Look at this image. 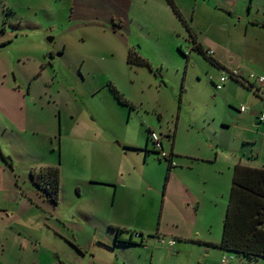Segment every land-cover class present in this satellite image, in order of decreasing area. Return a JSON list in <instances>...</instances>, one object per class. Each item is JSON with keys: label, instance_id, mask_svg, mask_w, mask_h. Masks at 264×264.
I'll return each instance as SVG.
<instances>
[{"label": "rangeland", "instance_id": "rangeland-1", "mask_svg": "<svg viewBox=\"0 0 264 264\" xmlns=\"http://www.w3.org/2000/svg\"><path fill=\"white\" fill-rule=\"evenodd\" d=\"M174 2L220 67L192 50L167 0H0V263L74 264L87 252V264H246L205 241L221 238L226 207L189 154L250 148L252 110L239 107L261 98L250 88L264 73V0ZM132 49L150 66L130 64ZM149 130L168 154L175 141L172 170L191 167L170 181ZM46 166L61 171L57 204L33 184ZM180 178L197 206H165ZM192 214L201 233L177 240Z\"/></svg>", "mask_w": 264, "mask_h": 264}, {"label": "trees", "instance_id": "trees-1", "mask_svg": "<svg viewBox=\"0 0 264 264\" xmlns=\"http://www.w3.org/2000/svg\"><path fill=\"white\" fill-rule=\"evenodd\" d=\"M167 1L175 14L186 25L192 40V50L202 55L212 64L220 67V63L214 58L213 53L198 41L195 32L184 20L174 0ZM180 51L186 57L188 56L181 48ZM128 62L130 64L150 66L149 62L139 55L138 51L133 49L128 53ZM111 90L119 102L122 104L127 103L116 87L111 86ZM150 132L151 130L148 132L149 136ZM173 154L174 152L171 151V156ZM2 157L7 160L5 155L2 154ZM165 160L170 161V159ZM9 164L13 166L11 162ZM169 167L172 168L171 163ZM31 177L35 186L45 191L48 199L54 204L59 202L61 171L58 166H46L41 168L37 174L32 171ZM215 246L235 254L238 259H242L246 264H251L252 260H257L258 258H264V169L242 165L235 167L224 221V235L221 242L215 244Z\"/></svg>", "mask_w": 264, "mask_h": 264}, {"label": "crops", "instance_id": "crops-1", "mask_svg": "<svg viewBox=\"0 0 264 264\" xmlns=\"http://www.w3.org/2000/svg\"><path fill=\"white\" fill-rule=\"evenodd\" d=\"M257 22L258 21L254 19L250 22V24L254 25ZM7 43L8 42L6 40L4 42H0V48L2 46L6 45ZM209 51H211L213 53V50L211 48L209 49ZM28 57L34 58V56H28ZM20 60H21V58H20ZM261 74H264V73H260L259 75H261ZM227 80H228V78H227ZM227 80L225 82L220 81V82L216 83L215 86L217 84L218 85L222 84L221 88H218L217 86H216V88L218 90H224L226 88V86H229L228 85L229 82L227 85H225ZM250 89L252 90V94L255 98H256V95L260 96L261 98L259 99L257 97L259 103L253 104L252 108L249 106L250 108L246 112V113H248L249 111L252 110L250 115L246 116L249 120L252 119V123H253L252 124V136L241 137V142H242V144L250 145L249 150L239 148L240 147L239 143H238V145H237V143L231 144L230 142H228L227 144L211 143L209 146V153L206 156H198V155H194V154H189L192 157L191 159H193L194 161H197L198 164H201V166H203V167H201L203 169L201 176L203 177L205 183H209L210 181L213 182L212 187H211V190H212L211 193L215 196L222 197L220 204L222 206L226 207L225 217L227 214V207H228L230 192H229L228 199L226 198V195H227L228 189H230V191H231L232 179H233L235 167L237 165H242V166H246V167H250V168L264 169V123L261 122V120H260V116L264 112V92H263V87L261 86V84L257 80L253 81ZM27 97H28V95H26V98ZM239 111H240V107H239ZM242 144H241V146H242ZM174 146H175V141L173 142L172 150H171L174 152V154H173L174 158L176 156L181 157V155H179V153L175 152V150L173 148ZM147 147L148 146H146V148ZM235 147H237V148H235ZM149 152L151 153V151H149ZM173 156H172V158H173ZM145 157H146L145 158V162H146L148 159L147 155H145ZM181 163H182L181 168L176 169V170H172L174 167L170 168V167H168L169 165L167 166V174H169L167 176L168 177L171 176L170 181L176 179L179 176V172H181L183 169H185L187 167H189V168L191 167V164L189 163V161H186V163L184 161H181ZM179 165H181V164L179 163ZM227 181H229L228 184H226ZM180 182H181V184H185L184 191L180 192L182 195L179 197L178 194L174 195L175 193H173V195H171L172 202H171V200H169L170 196H168L166 198L165 206H166L167 202H169V205L174 204V206H177L178 203L180 202L181 205L186 204V206L188 208L190 206L191 207L197 206L198 202H200V200H198V198L193 194V192L191 190V186L188 183H184V180L182 178H180ZM112 183H115V182H112ZM119 188L120 187L115 184L116 195L118 193ZM32 202L34 203V200H32ZM164 210H165V207H164ZM163 214H164V212H163ZM225 217L223 220V231H222V234L220 236L221 238H218L217 240L207 239V240H205V241H207V243L217 244V243L221 242L223 235H224ZM190 218L192 220V226H191L192 231L190 232L189 235H184L182 232H177V233H179V235L171 234L172 236L176 237L177 240L184 238L188 241L189 239H193V237H195V235L201 233L198 225L196 226V217L194 218V216L192 214L190 216ZM195 226H196V228H195ZM158 236H159V240H161V239L163 240V243L165 242V239L160 238V237H166L168 239L171 238V236H168L166 234L163 235L160 232L158 233ZM133 238L135 239V237L132 235L131 239H133ZM131 239H130V241H131ZM123 240H124V238H123ZM198 240H201V239L199 238ZM125 241H127V239ZM125 241H122L121 243H123V244L129 243V242H125ZM35 242L37 244L39 243L40 245L42 243V242H38V241H35ZM219 249L222 250L223 252H226V253L228 252L231 255L232 259L234 257L237 258L235 256V254H233V253H231L229 251H225L221 248H219ZM33 250H38L37 246H36V248H33ZM47 252H49V250H47ZM92 255L94 256L95 254L92 253ZM28 256L31 257L32 253H29ZM86 258H87V252L84 255H83V252H80L79 256H76L75 258H73V263L74 264H87L86 262H84ZM110 259L111 258H109V257L108 258L107 257H101L100 262H98V264H112L111 262H109ZM118 259L119 260H116V258L114 257L112 259V261L115 260L116 264H118V263L127 264V259L125 257H124L123 263H122L120 257H118ZM261 259H264V258H258L257 260H252V264H254L255 262H257L258 260H261ZM239 261L241 262L243 260L239 259ZM20 263L21 262H19V264ZM0 264H9V263L8 262H6V263L1 262ZM54 264H60V263L54 262ZM63 264H66V262L63 261ZM95 264H97V263H95Z\"/></svg>", "mask_w": 264, "mask_h": 264}, {"label": "built area", "instance_id": "built-area-1", "mask_svg": "<svg viewBox=\"0 0 264 264\" xmlns=\"http://www.w3.org/2000/svg\"><path fill=\"white\" fill-rule=\"evenodd\" d=\"M251 78L254 79V80H257L261 86L263 87V92H264V74H261V75H251ZM227 80L226 77H222L221 78V82H225ZM218 88H221L222 87V84H217L216 85ZM249 110V106L247 105H241L240 106V112H243V113H246L247 111ZM260 120L261 122L264 123V112L261 114L260 116ZM150 138L151 140L153 141L154 143V146L155 148L157 149V151H159V154H160V158H164V159H170V163L172 166H174L175 162L173 161V158L171 156V154H168L165 152L164 148H163V144L161 142V139L158 135V133L156 131H151L150 132Z\"/></svg>", "mask_w": 264, "mask_h": 264}, {"label": "water", "instance_id": "water-1", "mask_svg": "<svg viewBox=\"0 0 264 264\" xmlns=\"http://www.w3.org/2000/svg\"><path fill=\"white\" fill-rule=\"evenodd\" d=\"M50 40H52V39H50Z\"/></svg>", "mask_w": 264, "mask_h": 264}]
</instances>
